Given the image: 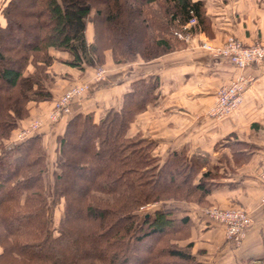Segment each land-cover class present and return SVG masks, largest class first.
Here are the masks:
<instances>
[{"label": "trees", "instance_id": "1", "mask_svg": "<svg viewBox=\"0 0 264 264\" xmlns=\"http://www.w3.org/2000/svg\"><path fill=\"white\" fill-rule=\"evenodd\" d=\"M19 1L10 0L2 9L7 24L0 27V139L11 138L28 112L27 103L53 99L49 67L56 60L81 71L104 63L107 49L118 64L140 57L151 60L185 45L179 33L190 32L184 26L194 16L200 27L205 20L203 3L193 0H35L28 17L19 15ZM89 23L94 27L92 44L86 36ZM27 36L33 40L9 44ZM50 48L69 52L73 58H57ZM29 65L34 71H28ZM157 89V80L140 79L124 95L121 108L110 109L99 122L93 113L68 121L57 139L54 172V199L64 201L58 237L49 217L43 135L10 150L3 148L0 243L5 233L13 244L4 248L0 264L14 254L25 262L45 264V251L59 252L61 244L85 248L82 256L67 248L63 264H128L126 254L144 242L148 255L139 264H195L193 244H179L190 239L192 228L189 218L179 216V209L147 213L139 225L138 211L145 205L188 201L193 193H198L197 202L202 204L219 186L207 158H190L181 151L161 163L152 155L154 143L129 135L137 115L157 100ZM86 175L89 180L72 198L64 186ZM73 207L78 210L76 217Z\"/></svg>", "mask_w": 264, "mask_h": 264}, {"label": "crops", "instance_id": "2", "mask_svg": "<svg viewBox=\"0 0 264 264\" xmlns=\"http://www.w3.org/2000/svg\"><path fill=\"white\" fill-rule=\"evenodd\" d=\"M9 1L1 0L0 27L7 24L2 9ZM193 1L203 3L205 14L198 39L221 45L234 37L249 45L264 44V0ZM181 35L184 46L151 60L140 57L115 64L107 52L105 81L95 82V89L88 97L75 101L72 114L93 113L99 122L110 109L121 108L124 95L132 90L134 82L157 80V100L136 117L129 135L154 143L153 156L161 163L172 153L181 151H186L190 158L193 155L207 158L218 175L215 183L219 184L208 203L225 209H243L253 224L237 246L227 240L225 227L211 222L198 205L169 203L164 209H179L181 218L190 219L191 237L185 244H194L192 255L196 264H264V62L241 70L228 59L198 45L189 46ZM86 36L93 43L92 23L87 26ZM49 52L57 58H73L69 52L54 48ZM49 74L53 99L32 104L35 119L44 117L69 85L92 78L94 69L81 71L55 61L49 67ZM238 76L249 80L243 103L227 118L211 117L208 109L217 89ZM66 124L54 128L58 129L55 138L64 132Z\"/></svg>", "mask_w": 264, "mask_h": 264}, {"label": "rangeland", "instance_id": "3", "mask_svg": "<svg viewBox=\"0 0 264 264\" xmlns=\"http://www.w3.org/2000/svg\"><path fill=\"white\" fill-rule=\"evenodd\" d=\"M2 2L0 0V9L2 7ZM34 2H35V0H20L19 1V4H20L19 15H21L23 17H28V13L30 11L35 10V9H33L34 8V6H33ZM192 30H193L192 32H187V33L180 32L179 33L180 35L182 34L181 37H185L186 36V37H188L190 39L189 43L191 45L189 44V46L192 47V46L198 45L200 48H202L204 50H207V51L211 52L212 54H214L216 56L225 58L224 56L215 54L212 50L205 49V48L202 47L201 40H203V39H198L199 34H201L202 31H203L200 26H198V25L194 26V28H192ZM228 39L221 45H215V44L211 43L207 39H204V40L209 41L210 44H212L215 47H221V46L225 45V43L228 41ZM32 40H33V37L31 38L30 36H27V37H24L21 41H17L15 39H12V42L9 43V44L17 46V45H19L21 43H25V42L32 41ZM196 41H197V44H194ZM93 43H94V38H93ZM245 45H249V44H245ZM262 45L264 46V44H262ZM177 49H175V50H177ZM175 50H173V51H175ZM107 52H109L111 54L110 56L113 59L112 50H110V49L105 50V61H104V63L97 64L96 66L93 67V69H94L93 77L90 78L89 80L80 81V82H74L71 85H69L64 90V92L61 95H59V97L54 101L53 106L46 113V115H45L46 117L44 116L42 118L39 117V118H36V119L33 118L34 116L32 114V106H33L32 104L36 103V102L30 101L29 103H27V105H25L26 107H24V109L27 108V111H28L27 114L23 113L24 119L23 120H19L17 122V127L12 131L11 138L10 139H0V157H1L2 153H3V148L7 149V150H10L12 147L21 144L22 142L26 141L27 139H29L30 137H32L34 135H37V134L43 135V140H44L43 141V147H44V149L46 151V155H47V158H48L47 163H48V166H49V169H48L49 171L44 175V181H45V186H46L48 198H49V201H50L48 209H49V217H50V220L52 221V231H53L54 237H58L60 235V233L58 231H59L60 223L62 221L63 214H64V201L63 200L56 201L54 199V195H53L54 172L57 169L56 168V162H57V156H58V141H57V139H58V137L62 136V134H63L62 133V134L58 135L55 138L58 129H54V128L57 127L58 125L65 124V122L68 123V121L73 117L72 109H73L74 102L77 101V100L83 99L85 97H88L95 89L94 88L95 82L97 84H100V83L105 81L107 73H108V69L106 67V63L108 61ZM160 56H162V55H160ZM160 56H158V57H160ZM56 61H58V60H56ZM113 62L115 63L114 59H113ZM115 64H118V63H115ZM28 71H34V67L32 65H29V70ZM226 84H228V83H226ZM226 84H223L217 90H219L220 88H222ZM51 85H52V81H51ZM1 86H3V82L0 80V87ZM81 86H88V90L86 92L82 93L81 95L78 92H76L75 95L72 96V98L70 99V101L68 103L69 107H70V112L69 113H65V114H61V116L57 120H52L51 116L53 115V112L56 111L57 103L59 101L63 100V98H65V96L67 94H69L70 92L77 91L78 88H80ZM216 100H217V96H215L213 102L211 103V106L208 109V114L211 117H213L215 119H218V118L213 116L214 108L216 107L215 106L216 105ZM243 100H244V96H243ZM42 102H44V101H42ZM234 102H236V100L232 99L229 102L228 105L223 104L222 106H220L219 107L220 108V113L226 114L227 111H228V106L234 104ZM242 103H243V101H242ZM241 104H240V106H241ZM237 109H236V111H237ZM235 112H233V113H235ZM233 113H231V114H233ZM227 117H228V115H225V117H223L222 119L227 118ZM222 119H219V120H222ZM34 126H38L39 128L38 129H34L33 128ZM44 129H47V131L44 132ZM26 131H27V133L30 132L29 133L30 134L29 137H26V138L21 137V136H23L25 134ZM53 138H55L54 139L55 142L51 143V140ZM154 150H155V144H154V147H153L152 155H154ZM208 164H209V167H210L211 166L210 165V161H208ZM88 176L89 175H86L85 177H81V178L79 177V178L73 179L72 181L68 182V185L64 186L65 190L68 192V194L70 196H72V198L76 199V197L79 194L78 192L80 191L81 186L84 185L83 183L85 181L89 180ZM262 179L264 180V174L262 175ZM209 196L205 199V201H204L205 203H202V204L197 202V200L199 199L198 193H193L192 196L189 197L190 200H188V201H185V200H180V201L170 200V201H165V202L145 205V206L141 207L140 210L138 211L139 225L142 224L143 218H144V216L147 213H153L156 210L164 209V207H166V206H168V205H170L172 203H178V202L179 203L180 202H187V203H190V204L198 205L199 207L202 208L203 212L205 210H207V209H210V208H218V209H221V210L232 211V212L243 210V209H238V208L225 209V208H221V207H219V206H217L215 204H210L207 201ZM262 202L264 203V198H263ZM73 208L74 209H72L71 211L73 213V216L76 217V216H78V210H77L76 207H73ZM191 231H192V229H191ZM2 235H3V237H2L3 244L0 243V256L4 253V248L5 247H7V246L11 247V245L13 244V241L10 240V238H9V236L7 234L2 233ZM0 236H1V234H0ZM75 238L76 237H74V239ZM0 241H1V238H0ZM186 242L187 241H180L179 244L183 245V246H186L187 245V244H185ZM147 243L148 242H144V243L136 245L135 247H133L126 254V259L129 260L128 264H139V263H141L143 261L144 257H146L145 255H148V251L146 249V246L148 245ZM65 246L66 245L61 244L60 247H57L59 252H55L53 250H52V252H48L46 250L44 255H43L44 256L43 259L47 258V259H44V260H46L48 262H51V263L46 262L45 264H63L64 260H65L64 257L67 255V248H68V250L70 249V252H71L72 255H76V256H77V254L79 256H82V252L85 250L84 246H82V245L79 246V244L75 245V247L74 246L72 247V246H69V245L66 246V247ZM94 247H96V246H93V248ZM86 249H88V251L90 250L89 247H87ZM193 249H194V244L192 246L191 252L193 251ZM94 250H96V249L94 248ZM90 252H92V249L90 250ZM12 257L8 258V260H5L4 264H39L37 262H32V261L25 262V260H23L22 258H20L16 254H14V256H12ZM11 259H13V260H11ZM94 264H100V263L99 262H94ZM101 264H103V263H101ZM195 264H196V258H195Z\"/></svg>", "mask_w": 264, "mask_h": 264}, {"label": "built area", "instance_id": "4", "mask_svg": "<svg viewBox=\"0 0 264 264\" xmlns=\"http://www.w3.org/2000/svg\"><path fill=\"white\" fill-rule=\"evenodd\" d=\"M198 24L197 17H193L184 28L192 32V28ZM186 42H189L188 37H183ZM202 47L212 50L215 54L224 56L237 68L243 70L251 65L264 62V46L260 43H254L251 45H245L241 40L230 37L224 46L215 47L207 40H201ZM249 80L243 76H238L230 83L226 84L216 92L217 100L216 107L214 108L213 116L222 119L225 115H230L235 112L243 101L244 92L247 89V83ZM88 90V86H81L77 91L70 92L59 101L56 106V111L51 116L52 120H57L61 114L69 113V101L76 92L80 95ZM235 99L234 104L228 106L226 114L220 113V106L223 104L228 105L229 102ZM34 129H38V126H34ZM30 132L21 137H29ZM205 216L214 223L221 224L225 227L227 240L233 244L239 246L246 238L250 228L252 227V219L250 215L244 211L239 210L236 212L225 211L218 208H210L204 211Z\"/></svg>", "mask_w": 264, "mask_h": 264}]
</instances>
